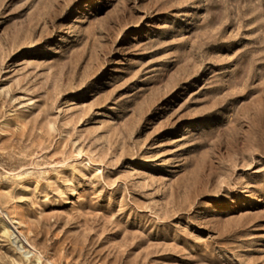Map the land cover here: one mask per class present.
Wrapping results in <instances>:
<instances>
[{"label":"rangeland","instance_id":"1","mask_svg":"<svg viewBox=\"0 0 264 264\" xmlns=\"http://www.w3.org/2000/svg\"><path fill=\"white\" fill-rule=\"evenodd\" d=\"M0 264H264V0H0Z\"/></svg>","mask_w":264,"mask_h":264}]
</instances>
